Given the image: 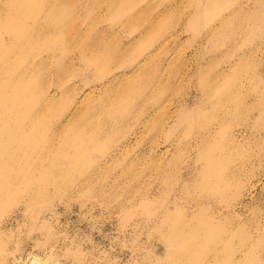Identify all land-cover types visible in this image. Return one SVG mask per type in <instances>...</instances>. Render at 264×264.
<instances>
[{
  "label": "rangeland",
  "instance_id": "374dc122",
  "mask_svg": "<svg viewBox=\"0 0 264 264\" xmlns=\"http://www.w3.org/2000/svg\"><path fill=\"white\" fill-rule=\"evenodd\" d=\"M29 254L264 264V0H0V264Z\"/></svg>",
  "mask_w": 264,
  "mask_h": 264
},
{
  "label": "bare ground",
  "instance_id": "6f19581e",
  "mask_svg": "<svg viewBox=\"0 0 264 264\" xmlns=\"http://www.w3.org/2000/svg\"><path fill=\"white\" fill-rule=\"evenodd\" d=\"M51 96H52V95H48V94H47V95L44 96V97H45L46 100H48V99H51ZM236 261H238V260H236ZM32 263H33V264H40V260H39L38 258H32Z\"/></svg>",
  "mask_w": 264,
  "mask_h": 264
},
{
  "label": "built area",
  "instance_id": "2783aa9c",
  "mask_svg": "<svg viewBox=\"0 0 264 264\" xmlns=\"http://www.w3.org/2000/svg\"><path fill=\"white\" fill-rule=\"evenodd\" d=\"M32 258H38V259L40 260V262H41V258H40L39 256L34 255V254H29V255L27 256V259H29V261L31 262V264H33V263H32Z\"/></svg>",
  "mask_w": 264,
  "mask_h": 264
}]
</instances>
